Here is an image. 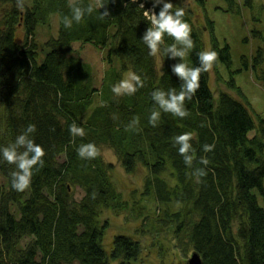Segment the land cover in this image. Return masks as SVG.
Masks as SVG:
<instances>
[{"label": "trees", "instance_id": "16d2710c", "mask_svg": "<svg viewBox=\"0 0 264 264\" xmlns=\"http://www.w3.org/2000/svg\"><path fill=\"white\" fill-rule=\"evenodd\" d=\"M197 1L205 5V0ZM225 1L230 9L243 2ZM252 1L244 0V5L251 8ZM103 2L108 4L109 17L100 20L96 11L66 28L63 17L71 15L68 0H24L23 10L17 9L16 0H0L10 6L0 21V146L13 143L34 124L31 138L45 151L44 166L33 169L30 186L23 192L11 185L15 165L0 160L5 180L0 181V264H150V257L143 256L142 242L130 236L114 237L110 252L103 246L109 227L108 220L101 222L103 211L129 208L112 181L114 164L104 160V147L115 153L128 174L139 165L147 168L145 195L154 196L163 206L146 218L158 228L171 220L176 234H185V243L192 245L202 264H264V118L255 114L248 101L241 103L224 91L216 98L205 72L200 88L185 102L189 115L179 118L161 110L153 127L149 124L152 92L179 91L182 83L172 72L178 58L163 53L175 41L165 35L159 72L155 56L142 42L150 27L143 9L131 0ZM139 2L145 10L153 7L151 0ZM169 2L173 11L185 9L194 47L184 62L198 66L197 54L204 45L192 11L180 0ZM79 3L86 6L89 0ZM50 14L59 18L58 34L41 45L37 28L49 24ZM207 30L211 50L218 53L214 69L219 83L240 91L234 78L242 67L234 69L231 47L220 45L209 19ZM77 43L106 50L107 60H119L121 73L114 71L98 89L92 67L75 55ZM42 51L46 52L41 61ZM262 51L252 60L243 58V68L259 69ZM129 69L142 78L144 87L133 95L116 97L111 88ZM134 117L139 118V130H126ZM73 122L84 128V136L72 137ZM185 132L193 133L191 168L173 139ZM86 143L98 147L96 158L78 156L77 148ZM204 144L215 147L205 153ZM201 157L208 159L207 166L199 163ZM197 167L207 171L199 182L192 176ZM169 171L174 186L166 181ZM74 187L84 191L80 202L73 196ZM165 242L161 241L162 248Z\"/></svg>", "mask_w": 264, "mask_h": 264}, {"label": "rangeland", "instance_id": "374dc122", "mask_svg": "<svg viewBox=\"0 0 264 264\" xmlns=\"http://www.w3.org/2000/svg\"><path fill=\"white\" fill-rule=\"evenodd\" d=\"M181 3L191 9L193 24L198 27L203 39L204 50L211 49L207 20L214 23L215 36L221 44L227 43L231 47L234 69L241 68L242 71L235 76V82L239 90L229 88L224 83L220 84L214 66L209 72L210 87L215 97L220 91H224L241 103H250L255 114L264 118V51L260 68H243V58L252 60L258 56L259 49H264V0H253L252 7L244 5V0L239 7L230 9L225 0H205V5L197 0H180ZM241 1V0H239ZM10 6L0 4V21L5 16ZM226 11V12H225ZM49 24L40 25L37 28V40L43 45L51 37H55L59 30V18L56 14H50ZM75 55L83 62L89 64L94 72L95 86L100 89L105 78L111 79L113 72L121 73V64L117 58L107 60L106 50L97 48L91 44L77 43L74 45ZM40 54L43 60L44 53ZM187 57V55L185 56ZM157 69L162 70L163 64L160 54L155 56ZM181 62L178 58V63ZM184 62V58H183ZM221 66V64H220ZM228 79L226 68L221 66ZM129 72V69L122 78ZM100 95L96 98L98 99ZM3 113L0 107V114ZM103 158L106 162L114 164L112 181L129 201V208L122 212L105 209L101 215V222L108 220L109 227L105 231L104 248L107 252L111 250V242L114 237L123 235L130 236L142 242L143 256L150 257V264H183L187 262L194 249L192 245L185 243V234H176V225L169 220V225L158 228L146 218L147 215L158 210L163 205L154 197L145 195V178L148 170L139 165L136 172L128 174L120 166L115 153L106 147L102 149ZM170 179V171L167 173L166 181ZM0 181L5 182L0 174ZM170 186L175 185L172 178ZM76 201L80 202L84 191L79 187L72 189ZM180 210L175 209L174 212ZM162 240L166 242L164 247L160 246ZM185 243V244H184ZM162 245V246H163Z\"/></svg>", "mask_w": 264, "mask_h": 264}, {"label": "clouds", "instance_id": "9594fccd", "mask_svg": "<svg viewBox=\"0 0 264 264\" xmlns=\"http://www.w3.org/2000/svg\"><path fill=\"white\" fill-rule=\"evenodd\" d=\"M133 4L138 3V9H143V16L149 22L150 27L145 31L142 42L148 47L149 55L156 56L161 52V46L164 44V37H171L175 43L163 48L166 57L173 60L179 58L181 62L172 65V72L180 79L181 86L179 91L170 89L165 91L157 89L152 92V100L154 106L149 116V124L153 127L157 126L161 110L164 113H170L179 118H185L189 115L185 108V102L191 101L193 96L200 88L201 74L210 72L217 61L218 53L211 49H205L199 52L198 66L189 67L183 62V58L188 51L194 47L192 39L191 25L185 21L184 7H176L169 0H151L153 7L145 10L144 3L139 0H131ZM107 5L103 0H89L86 6H82L79 0H68V6L71 9L70 16L63 17V24L66 28H71L73 23H80L86 15H92L98 11V18L104 20L110 16ZM127 7V5H125ZM18 10H23L24 0H16ZM159 7L157 13L155 9ZM104 9L103 12L100 10ZM144 82L142 78L134 72H129L118 83L112 86L111 91L116 97L124 95H133L138 88H143ZM115 118V117H114ZM139 118L134 117L127 125L126 130H139ZM36 126L29 124L21 134H19L13 143L7 146H0V160L10 165H15V170L10 173L12 188L18 192L25 191L31 183L33 169L37 166H44L45 151L42 146L35 143L31 138L35 133ZM69 132L72 137H82L85 134L83 127L73 122L69 126ZM175 145L178 146V152L183 157L185 165L189 168L193 165V147L190 141L193 139L192 132H185L174 138ZM215 145L204 144L203 151L205 153L213 151ZM78 156L81 159H94L100 154V150L94 143L81 144L77 148ZM199 163L207 166L209 161L205 157H201ZM207 175L205 167H197L192 171V176L197 182ZM95 198V193H93Z\"/></svg>", "mask_w": 264, "mask_h": 264}, {"label": "water", "instance_id": "95a60500", "mask_svg": "<svg viewBox=\"0 0 264 264\" xmlns=\"http://www.w3.org/2000/svg\"><path fill=\"white\" fill-rule=\"evenodd\" d=\"M184 264H202V260L197 252H193L191 258Z\"/></svg>", "mask_w": 264, "mask_h": 264}]
</instances>
